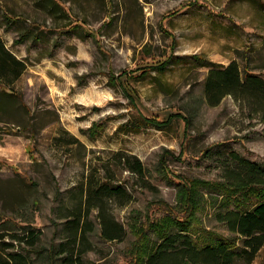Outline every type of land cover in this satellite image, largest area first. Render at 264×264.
Masks as SVG:
<instances>
[{
  "label": "rangeland",
  "instance_id": "374dc122",
  "mask_svg": "<svg viewBox=\"0 0 264 264\" xmlns=\"http://www.w3.org/2000/svg\"><path fill=\"white\" fill-rule=\"evenodd\" d=\"M261 4L0 0V38L26 65L13 95L0 91V263L135 264L133 225L165 215L160 201L179 208L182 179L220 181L229 151L263 163L264 121L234 97L199 98L208 69L232 60L242 69L247 57L264 78ZM173 56L162 73L118 78ZM176 112L188 127H130ZM212 190L202 189L196 223L227 234ZM101 214L121 237L102 238ZM263 261L264 246L251 264Z\"/></svg>",
  "mask_w": 264,
  "mask_h": 264
},
{
  "label": "trees",
  "instance_id": "16d2710c",
  "mask_svg": "<svg viewBox=\"0 0 264 264\" xmlns=\"http://www.w3.org/2000/svg\"><path fill=\"white\" fill-rule=\"evenodd\" d=\"M192 57L202 62L206 60L196 54ZM173 59L174 56L157 64L137 68L136 73L123 71L118 78L124 75L144 77L149 69L162 73ZM244 60L242 69L236 60L226 66L210 67L204 76L200 102L213 107L218 106L226 96L234 97L248 109L251 117L259 116L262 122L264 78L251 71L247 57ZM25 68V63L14 56L0 38V91L13 95L9 86ZM5 107V103L0 101L1 112ZM179 119L185 121L186 127L190 124L185 115L176 112L165 120L139 115L130 127L138 130L142 123L161 128ZM133 169L142 173L141 163L137 160L133 162ZM221 169L220 181L182 179L178 195L179 208L175 209L160 201L165 215L156 219L146 217L133 225L134 239L130 253L135 264H235L238 259L243 260L244 264H251L264 246V162L229 151ZM204 188L213 189V193L220 196H216L217 200L220 199L221 207L216 216L226 227L227 234L212 230L202 233L196 223L195 213L201 207ZM100 224L104 240L111 241L122 236V226L111 217L101 214ZM198 233L199 236L196 235ZM23 263L16 261V264ZM0 264H10V260Z\"/></svg>",
  "mask_w": 264,
  "mask_h": 264
}]
</instances>
